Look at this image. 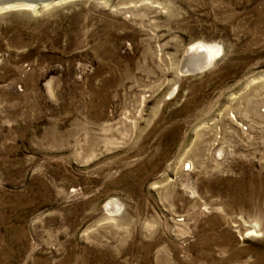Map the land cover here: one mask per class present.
Segmentation results:
<instances>
[{"label": "rangeland", "instance_id": "1", "mask_svg": "<svg viewBox=\"0 0 264 264\" xmlns=\"http://www.w3.org/2000/svg\"><path fill=\"white\" fill-rule=\"evenodd\" d=\"M59 1L0 9V264H264V0Z\"/></svg>", "mask_w": 264, "mask_h": 264}, {"label": "water", "instance_id": "2", "mask_svg": "<svg viewBox=\"0 0 264 264\" xmlns=\"http://www.w3.org/2000/svg\"><path fill=\"white\" fill-rule=\"evenodd\" d=\"M58 0H0V7H5L9 5H15L18 3H27L32 5H41L45 3H53ZM198 58L197 62H189L190 59ZM212 62V61H211ZM211 62H206L203 57L202 50H189L187 48L186 53L182 60V71L190 74H195L200 71L205 70Z\"/></svg>", "mask_w": 264, "mask_h": 264}, {"label": "bare ground", "instance_id": "3", "mask_svg": "<svg viewBox=\"0 0 264 264\" xmlns=\"http://www.w3.org/2000/svg\"><path fill=\"white\" fill-rule=\"evenodd\" d=\"M59 1V0H58ZM62 1V0H61ZM59 1V2H61ZM57 2V1H56ZM56 2H53V3H56ZM45 4H49V3H45ZM43 5V4H41ZM18 6H23V7H32V6H40V5H32V4H27V3H18V4H15V5H9V6H5V7H0L3 8V9H10V8H13V7H18ZM48 6V5H46ZM21 8V7H20ZM189 50H192V49H195V50H202L203 52V57L205 59L206 62H211V60L218 54L219 52V47L216 46V45H213V44H205V43H196V44H193V45H190L188 47ZM198 58H195V59H190L189 62H192L194 64V62H197ZM247 229V228H245ZM255 225H252V227L250 229H247L246 233L244 234V237H248L250 235H254L255 234ZM148 246H145L144 249L145 251H147V248Z\"/></svg>", "mask_w": 264, "mask_h": 264}]
</instances>
